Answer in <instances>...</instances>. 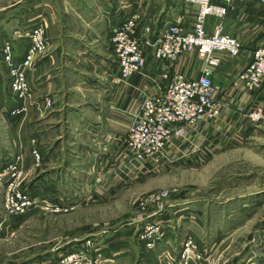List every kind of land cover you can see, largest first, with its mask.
Listing matches in <instances>:
<instances>
[{
  "label": "rangeland",
  "instance_id": "1",
  "mask_svg": "<svg viewBox=\"0 0 264 264\" xmlns=\"http://www.w3.org/2000/svg\"><path fill=\"white\" fill-rule=\"evenodd\" d=\"M66 4L0 0V166L19 168L16 190L31 189L37 201L24 217H9L0 183V264H264V125L245 116L220 128V114L198 125L214 126L215 144L184 145L161 166L122 163L128 173L119 176L122 153L100 162L111 143L85 133L63 106L71 96L81 110L76 99L100 74L65 51L67 36L96 39L78 30L83 20ZM35 27L46 49L27 64Z\"/></svg>",
  "mask_w": 264,
  "mask_h": 264
},
{
  "label": "crops",
  "instance_id": "2",
  "mask_svg": "<svg viewBox=\"0 0 264 264\" xmlns=\"http://www.w3.org/2000/svg\"><path fill=\"white\" fill-rule=\"evenodd\" d=\"M164 1L156 0L152 1L153 4H151L148 0H141L138 5L141 8L140 15L142 16L140 27L144 28L147 25L152 27L154 36L152 35L153 38L150 37V39L153 41L156 36L158 37L164 24L168 22L181 19L186 31H192L194 27L197 12L196 5L188 4L185 0ZM213 1L216 4L225 5L227 12L223 17L210 16L206 23L207 32L212 33L215 25L221 23L224 32L236 37L241 44V54L238 57L221 54L222 63L215 68L212 76L213 81L221 86L217 96V100L222 106L220 128L223 125L224 128H234L235 123L239 124L241 117H245L243 109L257 104L264 105V82L255 92L246 90L241 81L238 86L234 85L239 74L252 60L254 50L264 40V0ZM135 2L136 0H67L66 4L68 7L70 6L77 19L79 17L83 20L85 27L88 26L86 28L79 27L78 30L83 32L86 29L87 35L92 34L96 39L92 41L88 37L90 42L86 43L81 38L85 36L79 32L81 36L78 34L76 37L67 36L70 45L66 46L65 51L73 52L82 56L81 59L90 61L93 66H96L97 72L100 74L87 83L91 87L87 89V92L90 91V93H82L76 99L82 105L81 110L78 111L77 108L68 104L71 96L65 100L66 104L63 106H67V110L75 111L80 119L77 124L79 127L85 128V133L91 132L93 137L100 138L102 136L111 143L106 155L98 157L100 162L115 160L111 155L114 154L117 158L120 154L122 139L125 138L144 95L156 94L159 91V86L164 87L168 83V81L162 79L165 70L170 72V76L175 72H183L188 78L195 79L200 76L203 66V60L196 52L185 54L172 63L164 64L154 57V48L149 43H144V52L146 51L145 55L147 57L144 72L133 75L128 81H121L112 45L113 29L128 18V15L130 17L137 11V9L133 11ZM43 5L45 7L47 4L44 3ZM154 24L157 26H154ZM90 45L95 47L91 48ZM93 53L99 54L98 59L91 56L94 55ZM84 55H89V57L85 58ZM44 62L48 63L50 60L47 59ZM46 79H44L43 86L47 87V91H49L51 83ZM47 94L50 98L57 96V94ZM61 101L63 103L64 98ZM85 110L87 111L86 114L84 113ZM87 113L91 117H95L96 120L91 122L84 120V117H89L86 116ZM54 114L58 113L54 112ZM214 129V126L209 125L198 126L196 129L189 130L188 144L184 140L181 146L188 145V147H192V150H196L198 144H200L199 142H203L205 146L215 144L210 139ZM96 133L102 135L97 136ZM94 141L96 140L94 139ZM113 160L110 165H114ZM119 163L121 173L119 176L123 177L128 173L126 172L128 168L126 169L123 166L121 160ZM113 175H110V177ZM191 208L192 206L189 205L181 211L180 215L182 217L187 216L188 214L184 213H188Z\"/></svg>",
  "mask_w": 264,
  "mask_h": 264
},
{
  "label": "built area",
  "instance_id": "3",
  "mask_svg": "<svg viewBox=\"0 0 264 264\" xmlns=\"http://www.w3.org/2000/svg\"><path fill=\"white\" fill-rule=\"evenodd\" d=\"M185 1L196 5L198 9L192 31H186L180 19L164 24L157 40L151 42L152 27L149 25L141 29L138 27L141 19L138 12L113 29V49L121 81H128L133 75L146 68L147 57L144 52V43L155 46L154 57L164 64L172 63L179 57L192 52H196L203 60L198 78H188L183 72H175L170 76V72L165 70L162 79L168 83L164 87L159 86L156 94L144 95L139 110L125 138L122 139L121 160L122 163L131 166L130 170L135 163L147 164L148 162L154 166H161L163 163L178 159L175 154L182 147L181 143L188 137L189 130L221 114L222 106L217 100L221 86L212 78L215 68L222 63L221 54L232 57H238L241 54L239 40L225 33L221 23L215 25L212 33L206 30V23L210 16L223 17L226 14L225 5L216 4L213 0ZM41 34L40 27L33 28L26 63L30 62L36 53L46 49L45 40ZM240 81L250 92H255L262 86L264 40L256 47L252 60L239 74L234 85L238 86ZM16 86L18 87V83ZM19 87L22 88V85L19 84ZM243 114L251 122L264 125L263 107L259 105L248 107L243 109ZM171 148H173L172 152ZM7 171L8 169H4V166H0V183L5 187L6 213L10 215L9 217L14 216L20 219L29 211L36 209L37 201L31 195V189L16 190L17 186L22 185L17 184L16 180L21 175V170L14 166L10 173ZM1 234L2 232L0 237Z\"/></svg>",
  "mask_w": 264,
  "mask_h": 264
}]
</instances>
